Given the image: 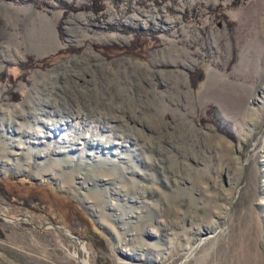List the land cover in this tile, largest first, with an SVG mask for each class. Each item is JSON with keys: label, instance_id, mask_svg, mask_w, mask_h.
I'll list each match as a JSON object with an SVG mask.
<instances>
[{"label": "rangeland", "instance_id": "obj_1", "mask_svg": "<svg viewBox=\"0 0 264 264\" xmlns=\"http://www.w3.org/2000/svg\"><path fill=\"white\" fill-rule=\"evenodd\" d=\"M0 264H264V0H0Z\"/></svg>", "mask_w": 264, "mask_h": 264}, {"label": "water", "instance_id": "obj_2", "mask_svg": "<svg viewBox=\"0 0 264 264\" xmlns=\"http://www.w3.org/2000/svg\"><path fill=\"white\" fill-rule=\"evenodd\" d=\"M2 214V213H1ZM4 215V214H3ZM26 218H29L28 216H25ZM23 217H19V218H13L14 220H20L22 219ZM30 222L36 226V227H39V225H37L35 222H33L30 218H29ZM55 226V225H54ZM41 227V226H40ZM58 229V228H57ZM59 230V229H58ZM70 238H74V239H78V237L74 236V235H69Z\"/></svg>", "mask_w": 264, "mask_h": 264}, {"label": "bare ground", "instance_id": "obj_3", "mask_svg": "<svg viewBox=\"0 0 264 264\" xmlns=\"http://www.w3.org/2000/svg\"><path fill=\"white\" fill-rule=\"evenodd\" d=\"M80 242V245H81V247L83 248V249H85L86 250V245H85V243L84 242H82V241H79Z\"/></svg>", "mask_w": 264, "mask_h": 264}, {"label": "trees", "instance_id": "obj_4", "mask_svg": "<svg viewBox=\"0 0 264 264\" xmlns=\"http://www.w3.org/2000/svg\"><path fill=\"white\" fill-rule=\"evenodd\" d=\"M92 1H100V0H92ZM135 35H136V36H139V37H140V36H143V34H142L141 32H139V34L136 33ZM144 36H145V35H144Z\"/></svg>", "mask_w": 264, "mask_h": 264}]
</instances>
